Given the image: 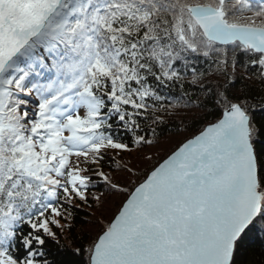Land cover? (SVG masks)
Masks as SVG:
<instances>
[{
    "label": "snow or ice",
    "instance_id": "6c2138e0",
    "mask_svg": "<svg viewBox=\"0 0 264 264\" xmlns=\"http://www.w3.org/2000/svg\"><path fill=\"white\" fill-rule=\"evenodd\" d=\"M81 256L264 264V0H0V264Z\"/></svg>",
    "mask_w": 264,
    "mask_h": 264
},
{
    "label": "trees",
    "instance_id": "16d2710c",
    "mask_svg": "<svg viewBox=\"0 0 264 264\" xmlns=\"http://www.w3.org/2000/svg\"><path fill=\"white\" fill-rule=\"evenodd\" d=\"M209 119H214V117L210 116ZM169 128L172 127V125L168 126ZM201 127L200 122H193L191 126V131L195 132ZM168 134V128H165L164 135L167 136ZM168 147H171V145H167ZM102 188H97L95 191H101ZM116 205L113 204L108 209V215H111L112 212L115 211ZM92 211V209H89L87 207H81L76 210H74V227L72 230L67 233V239L63 241L65 244H72V246H76L73 244V241H82L84 239V235L81 232V228L83 227V221L89 218V213ZM261 237L259 235L250 237V242L255 243L257 246V250L259 249V241ZM247 246V245H246ZM258 258V257H257ZM86 260V257L81 256L78 258V264H84V261Z\"/></svg>",
    "mask_w": 264,
    "mask_h": 264
}]
</instances>
